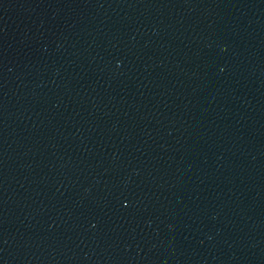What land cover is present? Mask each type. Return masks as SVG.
Listing matches in <instances>:
<instances>
[{"label":"water","instance_id":"water-1","mask_svg":"<svg viewBox=\"0 0 264 264\" xmlns=\"http://www.w3.org/2000/svg\"><path fill=\"white\" fill-rule=\"evenodd\" d=\"M0 111L48 264H264V0H0Z\"/></svg>","mask_w":264,"mask_h":264}]
</instances>
